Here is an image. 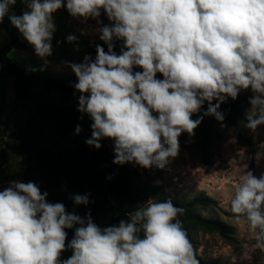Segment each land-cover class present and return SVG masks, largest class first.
I'll return each mask as SVG.
<instances>
[{
    "label": "clouds",
    "instance_id": "1",
    "mask_svg": "<svg viewBox=\"0 0 264 264\" xmlns=\"http://www.w3.org/2000/svg\"><path fill=\"white\" fill-rule=\"evenodd\" d=\"M16 2L0 0V24L8 16L45 66L61 8L84 20L103 12L111 22L97 29L107 51L96 45L94 59L85 55L67 66L76 77L77 111L92 121L85 143L100 149L103 139L112 140L116 165L165 169L179 154L181 134L194 136L205 116L222 122L221 104L242 90L255 94L245 127L264 125V0H23L19 15L12 13ZM115 41L123 42L119 54ZM47 196L31 181H10L0 191V264H200L180 219L184 209L170 198L149 200L102 228L90 211L70 213ZM72 200L89 204L87 194ZM227 210L264 252V173L246 170ZM68 229L74 235L66 243ZM66 250L72 254L62 260Z\"/></svg>",
    "mask_w": 264,
    "mask_h": 264
},
{
    "label": "rangeland",
    "instance_id": "2",
    "mask_svg": "<svg viewBox=\"0 0 264 264\" xmlns=\"http://www.w3.org/2000/svg\"><path fill=\"white\" fill-rule=\"evenodd\" d=\"M12 13L14 14L13 9ZM53 20L56 27L51 41L52 51L56 53L54 57L58 60L69 59L74 63L83 62L84 56L89 55L96 45H104L99 39L97 29L111 23L103 12L97 19L84 20L72 17L66 7L54 13ZM14 29L8 16H5L0 24V50L9 42L8 34ZM68 35H75L77 40L68 42ZM114 43L116 47H122L123 42ZM158 78L162 77L158 74ZM14 85L13 78L0 81V130L4 131L0 137V161L7 158L6 164L0 170V191L7 188L10 181H24V156L12 153L7 145L14 142L9 139L14 128L9 120L18 114L14 102ZM38 95L35 94V97ZM254 95L251 90H242L236 100L227 99V102L235 103L238 109L223 105L222 122L217 121L214 116H206V123H201L194 130V136L182 133L179 137V154L170 160L165 169L154 166L146 169L134 162L130 163L136 168L137 183L148 191L149 200L163 201L170 198L177 207H181L185 202L203 194L215 200L216 205L196 206L194 211L204 218L221 220L236 229L235 234L225 237L197 224H185L200 263L264 264V252L255 247L247 226L234 224L231 213L227 210V200L239 177L246 170L252 171L257 177L264 173V148L261 147L264 144V125L259 126L255 132L245 127L246 115L251 107L249 101ZM78 97L79 93L75 92L71 101L77 107ZM48 101L59 103L58 93H52ZM32 104L34 103H29L26 108ZM19 112L16 116L24 117L23 110ZM239 132L251 138L254 147L244 144L237 137ZM206 138L208 149L207 156H204L200 143ZM107 142L113 149V141L107 139ZM111 201L115 202L114 199ZM90 209L96 215L97 225L102 228L118 225L120 222H113L108 212L97 205Z\"/></svg>",
    "mask_w": 264,
    "mask_h": 264
},
{
    "label": "trees",
    "instance_id": "3",
    "mask_svg": "<svg viewBox=\"0 0 264 264\" xmlns=\"http://www.w3.org/2000/svg\"><path fill=\"white\" fill-rule=\"evenodd\" d=\"M12 9L14 14H21L25 10L23 0H17ZM28 46L29 44L15 28L9 33V42L0 50V81L14 79L15 108L22 110L29 103H34L27 108L26 117L13 116L12 120H9L14 126L9 139L14 142L7 145L12 153L24 156V182L37 183L41 192L48 193L49 202L63 203L70 213L75 212L84 217L92 211L90 207L97 205L101 210L108 212L113 222L129 219L130 213L149 200L148 191L136 181L135 166L130 163L114 164V151L107 139L101 141L100 149L85 143L86 139L91 137L92 121L90 117L81 114L77 111V107L70 104L76 92L72 86L76 82L75 75L69 79L46 77L15 64L10 52L15 48ZM101 46L107 51V45ZM120 48L115 46L114 50L117 54ZM95 49L96 47L89 54L93 59L96 56ZM52 93H58L59 103L53 104L48 101ZM35 94H39L37 98ZM224 104L238 109L235 103L226 101L221 104L219 111L223 110ZM207 106L205 103L201 111L193 117L197 119L206 111ZM201 123H206V116ZM77 125L81 127L79 135L75 134ZM3 134L4 131L0 130V137ZM237 137L247 146L254 147L253 140L245 137L241 132ZM207 139L200 143V150L204 156H207ZM6 162L7 158L0 161V170ZM77 194H87L89 204L75 205L72 197ZM212 205H216V201L203 194L182 204L184 212L180 219L183 225L197 224L225 237L235 234L236 229L233 226L221 220L204 218L194 211L196 206ZM91 217L97 224L96 215L91 213ZM66 231L67 243L73 238L74 230ZM71 254V250H66L62 253L61 259L69 258Z\"/></svg>",
    "mask_w": 264,
    "mask_h": 264
},
{
    "label": "crops",
    "instance_id": "4",
    "mask_svg": "<svg viewBox=\"0 0 264 264\" xmlns=\"http://www.w3.org/2000/svg\"><path fill=\"white\" fill-rule=\"evenodd\" d=\"M6 33L8 34L7 31ZM55 54H56L55 51H52V55L46 58L47 60L46 66H45L44 60H41V58L35 55L34 49L31 45H29L27 48H24V49H21V48L13 49L10 52V57L12 58L15 64L22 66L26 69H29V67L40 68L44 66V71L33 72L37 75L46 76V77H54V78H59V79H69L70 77L74 75V73L71 71L70 67H68L67 65L68 63H74V62H71L69 59H65V60L59 59L58 60L56 57H54ZM70 104L73 105L72 103ZM26 109H27L26 107L22 109L24 117H26L27 115ZM19 111L21 110L19 109L18 114L16 113L15 116L19 115L20 113Z\"/></svg>",
    "mask_w": 264,
    "mask_h": 264
}]
</instances>
